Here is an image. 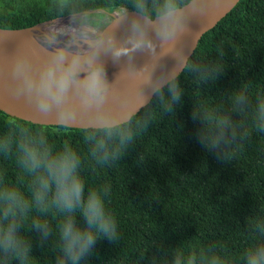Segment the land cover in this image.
I'll use <instances>...</instances> for the list:
<instances>
[{"label": "trees", "instance_id": "16d2710c", "mask_svg": "<svg viewBox=\"0 0 264 264\" xmlns=\"http://www.w3.org/2000/svg\"><path fill=\"white\" fill-rule=\"evenodd\" d=\"M15 1L0 0V28L28 29L59 11V0H40L35 7L28 3L36 0L11 6ZM126 3L70 0L65 12L91 11L86 15L103 26L108 13ZM189 61L192 69L179 76L181 103L168 112L154 97L136 115L133 141L115 158L97 162L82 129L46 126L49 144L68 143L80 154L86 188L108 189L118 224V240L97 239L80 264H173L178 254L191 264H209L213 257L243 264L245 250L260 240L264 133L256 126V108L264 100V0H240L202 37ZM241 95L243 103L235 105ZM220 117L231 124L223 134L215 124ZM19 125L31 123L0 111V136H13L11 150L0 154V178L27 195L31 177L19 167L20 137L13 131ZM47 221L55 231L59 217ZM30 227L31 220L21 234L31 243V264H56L55 238L41 243ZM0 264L16 262L0 257Z\"/></svg>", "mask_w": 264, "mask_h": 264}, {"label": "clouds", "instance_id": "9594fccd", "mask_svg": "<svg viewBox=\"0 0 264 264\" xmlns=\"http://www.w3.org/2000/svg\"><path fill=\"white\" fill-rule=\"evenodd\" d=\"M69 3L59 0V11L42 33L22 40L6 62L0 61L8 95L31 118V126L13 129L20 137L19 167L31 177L28 194L0 178V257L16 264H31L32 246L21 234L29 220L41 243L55 238L56 264H80L99 238L118 240L108 189L86 188L80 154L68 143L49 144L46 126L82 129L94 144L92 156L97 162L115 158L133 141L136 114L150 99H159L168 112L181 103L179 76L192 69L184 42L198 41L231 0H127L113 16L108 13L110 19L103 26L88 15L66 13ZM192 18L205 21L198 32L189 25ZM6 39L8 34L0 32V42ZM137 53L148 56L141 67L136 64ZM169 57L175 63L166 70L162 62ZM122 58L125 67L110 81L107 60L118 63ZM244 99L234 97L235 105ZM215 124L221 134L231 127L227 117ZM256 126L264 133V100L257 104ZM12 139L11 133L0 136V154L11 150ZM52 215L59 217L55 231L47 221ZM259 231L261 238L245 250L243 264H264V229ZM173 264L191 261L178 254ZM209 264L223 260L213 257Z\"/></svg>", "mask_w": 264, "mask_h": 264}, {"label": "water", "instance_id": "95a60500", "mask_svg": "<svg viewBox=\"0 0 264 264\" xmlns=\"http://www.w3.org/2000/svg\"><path fill=\"white\" fill-rule=\"evenodd\" d=\"M239 1L240 0H231L230 6H228L226 9H224L221 13L217 14V18L213 21L211 26L208 27L207 30L201 35V37L198 41L193 42L191 40V38H187L185 40L184 45H185L186 54H187L189 60L192 57V55L195 53L202 37L207 32L214 29L217 26V24L222 19H224L234 9V7L239 3ZM88 13H90V11L77 13V16L79 17L80 15H86ZM132 14H133L132 11H129V15H132ZM110 15L113 16L114 14L112 13ZM50 22H51V20L44 22V23H40V24H38L34 27H31V28H28V29L9 30V29L0 28V32H6L8 34V39L0 42V61L6 62L14 54L19 43L22 41L20 39H25V38H22L23 32L31 30V29L39 26V25L50 23ZM204 22L205 21L202 18H192L189 22V25H190L193 32H198L201 28V25ZM147 60H148V56L146 54H142V53L136 54L137 67H141ZM174 63H175V61L171 57L166 58L162 62L163 66L165 67L166 70L171 69V67L173 66ZM125 64H126V58H122L118 63H113L110 59L107 60V66L106 67H107L108 78L110 81L113 80L118 73H120V71L125 67ZM157 74H159V69L157 70ZM153 98L150 99L149 102L142 109L147 107L151 103ZM0 111L4 112L5 114H7L13 118L20 119V120L31 123V120H30L31 118L28 117L27 110L25 109V107L22 104H19V103L13 101L10 98V96L8 95V92H7V89L5 86V82H4L3 73H0ZM47 126H55V125L49 124ZM74 129H78V128H74Z\"/></svg>", "mask_w": 264, "mask_h": 264}, {"label": "bare ground", "instance_id": "6f19581e", "mask_svg": "<svg viewBox=\"0 0 264 264\" xmlns=\"http://www.w3.org/2000/svg\"><path fill=\"white\" fill-rule=\"evenodd\" d=\"M64 22L66 23L67 19H65ZM48 24L49 23L42 24V25H39V26H37V27H35V28L31 29V30L23 32V37L22 38L26 39V38L32 37V36H39L42 33V31L47 27ZM117 36L121 37L122 33L118 32ZM20 40H24V39H20Z\"/></svg>", "mask_w": 264, "mask_h": 264}, {"label": "rangeland", "instance_id": "374dc122", "mask_svg": "<svg viewBox=\"0 0 264 264\" xmlns=\"http://www.w3.org/2000/svg\"><path fill=\"white\" fill-rule=\"evenodd\" d=\"M18 0H16L15 2H17ZM21 3L25 4L28 2V0H20ZM28 4H31V5H37V6H40L41 5V1L40 0H36L35 2H31L28 3Z\"/></svg>", "mask_w": 264, "mask_h": 264}, {"label": "flooded vegetation", "instance_id": "af4514ba", "mask_svg": "<svg viewBox=\"0 0 264 264\" xmlns=\"http://www.w3.org/2000/svg\"><path fill=\"white\" fill-rule=\"evenodd\" d=\"M27 4V3H26ZM17 5V3L16 2H14L11 6H16ZM28 5V4H27ZM36 5H33V7H35Z\"/></svg>", "mask_w": 264, "mask_h": 264}]
</instances>
